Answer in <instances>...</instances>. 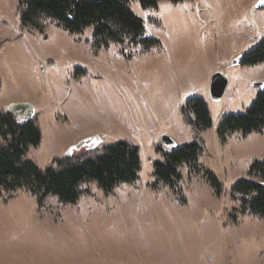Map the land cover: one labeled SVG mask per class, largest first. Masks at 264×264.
<instances>
[{"label": "rangeland", "instance_id": "obj_1", "mask_svg": "<svg viewBox=\"0 0 264 264\" xmlns=\"http://www.w3.org/2000/svg\"><path fill=\"white\" fill-rule=\"evenodd\" d=\"M258 1L159 0L144 8L130 0L143 36L160 41L147 48L128 37L97 45L92 26L70 33L48 16L40 31L23 25L20 0H0V110L32 104L33 116L22 118L42 132L27 156L46 168L127 140L141 158L136 181L105 191L86 180L76 203L0 189V264H264V216L243 212L234 192L238 179L254 178L250 165L264 160V129L225 140L218 131L226 115L247 110L264 82V61L234 63L264 40ZM216 73L227 79L220 98L210 89ZM195 96L212 118L203 130L186 109ZM89 137L96 142L70 152ZM192 141L199 163L180 166L173 192L156 180L154 160ZM205 171L221 182L220 193Z\"/></svg>", "mask_w": 264, "mask_h": 264}, {"label": "trees", "instance_id": "obj_2", "mask_svg": "<svg viewBox=\"0 0 264 264\" xmlns=\"http://www.w3.org/2000/svg\"><path fill=\"white\" fill-rule=\"evenodd\" d=\"M130 0H20L23 8L22 23L40 31L42 16L51 17L70 33H81L92 26L95 44L108 46L111 41H124L128 37L135 44L151 47L160 41L144 37V20L129 5ZM159 0H139L144 8L156 6ZM180 1V0H171ZM264 61V40L246 52L242 64H257ZM186 109L192 112L190 121L198 129H206L212 118L204 99L192 97ZM264 129V89L245 112L228 114L218 131L225 140L227 135L242 132L247 135ZM42 140L39 125L32 119L21 122L11 111L0 110V189L16 191L27 189L42 203L46 195L52 194L62 202L76 203L82 193L80 184L95 180L105 191H111L122 182L137 180L141 167L139 146L120 140L107 146L102 153L97 151L58 157L46 168L39 167L27 156L30 146ZM160 149H162L160 147ZM200 146L195 141L177 144L163 153V159L154 160L156 180L176 192L182 179L180 166L184 163H199ZM248 174L254 178H240L234 192L240 195L241 210H249L264 216V160L256 159ZM205 177L218 193L221 182L211 172Z\"/></svg>", "mask_w": 264, "mask_h": 264}, {"label": "water", "instance_id": "obj_3", "mask_svg": "<svg viewBox=\"0 0 264 264\" xmlns=\"http://www.w3.org/2000/svg\"><path fill=\"white\" fill-rule=\"evenodd\" d=\"M91 1H99V0H91ZM257 7H264V0H259L258 3L256 4ZM241 58L237 59L234 63H239ZM227 84V79L224 75L221 73H216L212 79H211V94L214 98H220L225 90ZM256 86L258 87L259 90L264 89V82H257ZM9 111H11L21 122H26L27 118H31L34 113V106L30 103L27 102H14L10 104L9 106ZM27 114V118L23 119L22 116H25ZM97 138L89 137V138H84L82 139L79 143L74 144L70 148V152L72 151H79L82 148L89 146L93 142H96ZM162 141L165 144H175V140L171 138L168 135H164L162 137Z\"/></svg>", "mask_w": 264, "mask_h": 264}]
</instances>
